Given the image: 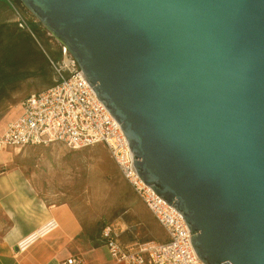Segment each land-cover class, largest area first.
I'll return each instance as SVG.
<instances>
[{
    "label": "water",
    "instance_id": "95a60500",
    "mask_svg": "<svg viewBox=\"0 0 264 264\" xmlns=\"http://www.w3.org/2000/svg\"><path fill=\"white\" fill-rule=\"evenodd\" d=\"M21 1L122 124L203 262L264 264V0Z\"/></svg>",
    "mask_w": 264,
    "mask_h": 264
},
{
    "label": "rangeland",
    "instance_id": "374dc122",
    "mask_svg": "<svg viewBox=\"0 0 264 264\" xmlns=\"http://www.w3.org/2000/svg\"><path fill=\"white\" fill-rule=\"evenodd\" d=\"M11 1L30 27L2 22L0 17V120L29 94L59 80L43 55L44 49L58 53L64 48L21 0ZM24 74L29 76L23 78ZM10 151L14 160L8 169H20L40 198L71 204L85 229L100 236L106 225H113L119 232L127 228L120 233L123 239L148 236L136 217L139 199L104 144L73 150L53 142Z\"/></svg>",
    "mask_w": 264,
    "mask_h": 264
},
{
    "label": "built area",
    "instance_id": "2783aa9c",
    "mask_svg": "<svg viewBox=\"0 0 264 264\" xmlns=\"http://www.w3.org/2000/svg\"><path fill=\"white\" fill-rule=\"evenodd\" d=\"M64 47V46H63ZM60 81L39 93H31L21 103V113L0 133V148L49 145L59 142L78 150L104 144L122 176L153 213L168 234V240L124 242L111 225L102 237L113 259L119 264H205L192 243L190 227L176 208L159 196L133 167L134 155L122 124L99 98L77 61L63 48ZM68 70V75H65ZM56 227L41 228L21 245H27ZM230 261H225L222 264ZM62 264H83L71 257Z\"/></svg>",
    "mask_w": 264,
    "mask_h": 264
},
{
    "label": "crops",
    "instance_id": "0c3cea01",
    "mask_svg": "<svg viewBox=\"0 0 264 264\" xmlns=\"http://www.w3.org/2000/svg\"><path fill=\"white\" fill-rule=\"evenodd\" d=\"M0 17L2 22L25 25L27 29L30 27L29 19L21 16L11 0H0ZM43 57L48 58L59 77V80L49 86L51 87L60 81L58 69L63 63V51L61 47L58 53L44 49ZM26 76L29 75L24 74L23 78ZM49 87L44 86L33 93ZM21 103L0 120V133L21 113ZM11 149L14 148H0V264H62L71 257L80 258L83 264H119L113 259L102 237V231L98 236L85 229L71 204L53 203L40 198L34 185L20 169H8L14 160ZM135 194L139 199L135 206L136 217L148 234L141 241H167L165 229L139 195ZM51 221L56 223L55 228L31 241L26 248L21 247L20 244ZM111 226L122 241L135 240L123 239L122 234L120 235L127 228H122L119 232L115 226Z\"/></svg>",
    "mask_w": 264,
    "mask_h": 264
},
{
    "label": "bare ground",
    "instance_id": "6f19581e",
    "mask_svg": "<svg viewBox=\"0 0 264 264\" xmlns=\"http://www.w3.org/2000/svg\"><path fill=\"white\" fill-rule=\"evenodd\" d=\"M45 206V205H44ZM46 226V228H48L49 227V223L48 224H46V225H44L42 228H44Z\"/></svg>",
    "mask_w": 264,
    "mask_h": 264
},
{
    "label": "trees",
    "instance_id": "16d2710c",
    "mask_svg": "<svg viewBox=\"0 0 264 264\" xmlns=\"http://www.w3.org/2000/svg\"><path fill=\"white\" fill-rule=\"evenodd\" d=\"M3 85H0V90L2 89Z\"/></svg>",
    "mask_w": 264,
    "mask_h": 264
}]
</instances>
